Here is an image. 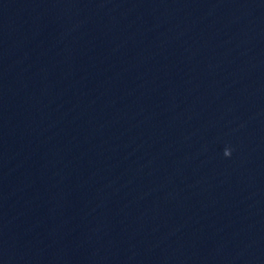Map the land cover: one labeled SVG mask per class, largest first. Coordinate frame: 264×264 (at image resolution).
<instances>
[{
    "label": "clouds",
    "instance_id": "9594fccd",
    "mask_svg": "<svg viewBox=\"0 0 264 264\" xmlns=\"http://www.w3.org/2000/svg\"><path fill=\"white\" fill-rule=\"evenodd\" d=\"M224 155H225V156H230V155H231V150L229 149V151H227V152L225 151V152H224Z\"/></svg>",
    "mask_w": 264,
    "mask_h": 264
}]
</instances>
